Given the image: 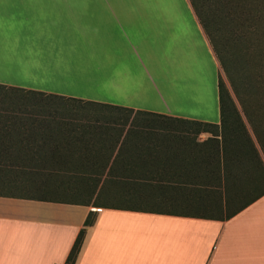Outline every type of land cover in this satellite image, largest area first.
<instances>
[{
	"label": "crops",
	"instance_id": "0c3cea01",
	"mask_svg": "<svg viewBox=\"0 0 264 264\" xmlns=\"http://www.w3.org/2000/svg\"><path fill=\"white\" fill-rule=\"evenodd\" d=\"M107 1L0 0V83L97 101L104 100L103 91H109L130 102L122 107L219 128L217 61L195 11H113L108 10ZM182 15L184 20H179ZM183 25L193 29L216 69L213 113L208 109L198 114L171 111L156 87L153 73L165 86L166 71L158 69L147 44L172 38L147 33ZM103 29L109 31L110 40L105 49L98 41ZM145 57L152 76L143 64ZM134 64L139 67V86L133 93ZM208 137H213L211 132L201 131L194 142ZM40 140L31 136L29 143L46 142ZM146 143L141 139L130 142L126 161L146 160L142 148ZM195 148L190 145L185 151L188 161L197 156ZM248 151L219 154L220 192L234 196L228 206L222 198L221 212L216 213L196 208L191 196L188 205L183 204L175 192L172 200L158 208L0 192V264H64L87 214L92 221L84 226L73 264H264V158L257 143ZM165 154L171 161L181 158L174 148ZM195 174L189 170L187 177ZM202 177L204 185L189 182L190 188L195 182L191 194L198 193V187L204 188L199 193L214 188L211 173Z\"/></svg>",
	"mask_w": 264,
	"mask_h": 264
},
{
	"label": "rangeland",
	"instance_id": "374dc122",
	"mask_svg": "<svg viewBox=\"0 0 264 264\" xmlns=\"http://www.w3.org/2000/svg\"><path fill=\"white\" fill-rule=\"evenodd\" d=\"M188 1L109 0L105 4H107L108 10L113 11L146 9L185 12L190 9L195 10L196 7L199 13L198 11L195 13L217 61L218 78L223 83L224 89L220 95L221 107L226 109L228 103L230 105L233 103L243 123L247 125L246 129L250 138L254 143H257L259 152L264 158V9L258 2L262 1L264 4V0H244L243 3L241 0ZM106 6L103 8L104 11ZM255 8L259 9L256 11ZM184 16L182 15L179 20H184ZM185 26L147 33L150 36L155 34L170 35L172 38V41H150L147 44V50L153 53L152 55L158 63V69L166 71L165 81H163L165 86L158 81L157 73L156 76L153 73L154 81L169 110L198 114L208 109L213 113L216 69L214 70L200 39L195 37L193 29H188ZM228 28L230 29L227 30ZM99 36L98 41L104 45L102 47L105 49L110 41L109 31L103 29ZM118 50H123L121 43H118ZM142 60L152 76L146 57ZM133 71L136 79L135 86L130 92L134 93L139 86L138 65H133ZM103 93L105 95L101 97L104 100L100 102L118 106L130 103L119 96H111L109 91H103ZM228 99L231 102L227 101ZM0 111V114L11 115L13 122L10 125L12 127L26 130V132L45 122H124V117L120 115L127 113L119 108L85 105L80 102H68L42 95L19 96L16 90L1 87ZM15 116L16 119H14ZM136 120L150 125L165 122L146 117L143 119L137 117ZM89 158L92 157L89 155ZM120 165L115 166L114 178L106 183L107 187L94 192L95 201L106 205L132 204H127L128 202L142 203V205L151 204L150 201L131 200L130 197L127 199L123 191L125 183L121 180V176L125 175V168H120ZM52 166L57 169L55 165ZM49 169L52 170V167L47 169L42 163L33 164L32 161L21 163L19 168L0 166V192L67 200H77L89 196L87 191L75 192L72 190V187L81 185L80 182H76L77 179H85L83 171L77 174L76 171L68 169V171L52 173ZM87 172L93 174L90 173V169L88 171V168ZM93 172L99 171L94 169ZM116 177L120 180H117Z\"/></svg>",
	"mask_w": 264,
	"mask_h": 264
},
{
	"label": "trees",
	"instance_id": "16d2710c",
	"mask_svg": "<svg viewBox=\"0 0 264 264\" xmlns=\"http://www.w3.org/2000/svg\"><path fill=\"white\" fill-rule=\"evenodd\" d=\"M241 1L242 3L244 2V0ZM258 2L262 9H264L262 1ZM259 8H255L256 11ZM194 11L197 12L198 9L195 7ZM0 87L14 89L19 96L42 95L68 102H80L85 105L119 108V110L127 111L126 114L120 115L124 117V122H45L32 129L34 131L30 130L29 132L16 129V126V128L12 127L10 125L13 122L11 115L0 114V150L4 149L0 151V166L19 168L21 163L32 161L33 164L42 163L47 169L52 167V170L49 169L52 173L68 171V169L76 171L77 174L83 171L85 179H77L76 182H80L81 185L72 187V190L75 192H89V196L84 198L87 201L92 199V203L94 204L106 205L95 201L94 192L105 188L106 183L113 180V170L116 165L121 164L119 167L125 168V177L121 176V180L125 183L123 191L127 199L130 197L131 200L150 201L151 204L142 205V203L128 202L127 204H132L119 206L158 208L163 205L164 201L172 200V192H175L177 198L183 204L187 203L186 205H188L189 202L187 201H189L191 196L192 199H195L196 208L214 213L221 212L219 207H221L222 198L227 205L234 195L220 192L223 176H221L222 167L220 166L219 154L229 152L248 154V150L253 151L251 138L233 103L231 105L228 103L226 109L221 107L220 95L224 88L220 78L217 80L220 115L219 128L217 125L211 123L175 118L145 110H134L100 101L44 93L1 83ZM227 101L231 102L230 99ZM137 117L139 119L146 117L165 122L158 125H150L136 120ZM14 119H16V116ZM201 131H209L213 137H208L199 143H195L194 139ZM31 136L41 138L40 141L44 140L46 142L40 145L30 144L29 138ZM214 136H219L220 139ZM135 139L147 141L142 146L147 159L143 161L135 159L127 162L126 149L128 144L132 141L134 142ZM190 145L192 147L196 146L193 152L197 156H192L191 161H188L185 158L188 155L185 154V151ZM168 148L178 150L181 158L179 160H169L171 156L165 154V150ZM89 155L92 158H89ZM51 164L55 165L57 169ZM71 164H73V167H71ZM87 168L93 174H89ZM94 169H97L99 172L94 173ZM262 169V180L264 182L263 166ZM189 170L196 171V178L189 179L187 177ZM206 172L212 175L210 179V186L214 187L211 189L212 193H199L204 188L198 187V193L193 192L191 194L190 189L193 188L195 182H192L191 188L188 185L189 182L197 181V183L199 182L198 184L204 185L206 178L202 177V175H205ZM116 179L120 180L117 177ZM232 212L230 211L228 214ZM91 221L90 216L87 214L83 221V227L78 230L64 264H73L84 235V226L91 224Z\"/></svg>",
	"mask_w": 264,
	"mask_h": 264
}]
</instances>
